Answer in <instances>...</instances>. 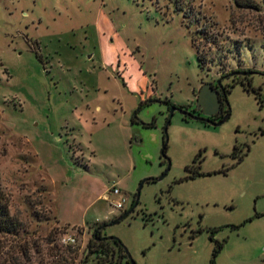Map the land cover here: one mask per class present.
Returning a JSON list of instances; mask_svg holds the SVG:
<instances>
[{"label": "rangeland", "instance_id": "374dc122", "mask_svg": "<svg viewBox=\"0 0 264 264\" xmlns=\"http://www.w3.org/2000/svg\"><path fill=\"white\" fill-rule=\"evenodd\" d=\"M237 70L264 73V0H0V180L22 227L0 263L81 264L151 179L102 233L135 264H212L215 241L214 264H264V104L237 84L221 126L166 127Z\"/></svg>", "mask_w": 264, "mask_h": 264}, {"label": "trees", "instance_id": "16d2710c", "mask_svg": "<svg viewBox=\"0 0 264 264\" xmlns=\"http://www.w3.org/2000/svg\"><path fill=\"white\" fill-rule=\"evenodd\" d=\"M243 87L246 91L253 92L254 94L257 95L256 98L259 104L261 105L264 104L259 100V95L255 88H253L251 85H247ZM236 153H238V150H236ZM243 156L244 155H240L239 161L243 159ZM193 168H195L197 171L193 175L189 176L188 179L196 178L203 175V173L199 171L200 166L197 167L191 166L187 168V171H190ZM133 203H134V199L132 201L131 207ZM114 219L110 220L109 222H112ZM108 223L98 224L96 229L99 230V228H102V230H104L103 226ZM21 229L22 227L20 223L10 214L8 197L1 186V180H0V235L5 237H17ZM214 231L215 230H212V233ZM102 233L103 231L102 232L97 231L96 235L95 236L93 235L92 239L90 240L91 250L87 252L85 257H83L84 259L81 262V264H119L123 258H127L125 255V248L123 247L122 243L118 239L114 241H106L103 239ZM210 238H211L210 240L212 241V236ZM48 244L49 245L53 244V240H49ZM222 246H223L222 243L215 241V248L212 253V264H214V259L221 250ZM52 247L55 248V246ZM69 247H74V246H69ZM29 252L30 249L28 247L20 246V249L18 251L19 256H16L14 260L12 257H9L7 260H5L0 264H21L20 258L28 260L30 256ZM71 252L73 253V251L71 250L69 254H71ZM54 253H55L54 255H56L61 261L65 260L63 256V252H60L57 249L55 250Z\"/></svg>", "mask_w": 264, "mask_h": 264}, {"label": "flooded vegetation", "instance_id": "af4514ba", "mask_svg": "<svg viewBox=\"0 0 264 264\" xmlns=\"http://www.w3.org/2000/svg\"><path fill=\"white\" fill-rule=\"evenodd\" d=\"M241 72H252L254 74H251L249 76L236 75L237 73H241ZM232 74H235V75L232 76ZM255 76H258L259 78H263V80H264V73L263 72L250 71V70H237V71H232V72L228 73L225 76H220L219 77L220 79H219L217 85L210 84V88L209 89L210 90L212 89V91L217 92L219 105L216 108H212L211 107V108H206L205 109L206 112L210 113L209 116H205L203 114L204 110L202 108L198 109V107L196 106L197 105L196 103H197V100H198V94H199L201 89L195 95L194 103H193L194 105H192L191 107H187V108H184V107H180V108L182 110L190 113L192 116H194L196 118H203L202 121H198V122H201L206 127L217 128L219 126H212L210 123L217 124V123L221 122L225 118V116H227L229 114L228 105L226 103V94L228 92H230V90L237 84H241V86H247V85H251L252 86L251 82H253L252 80H253V78ZM225 81H227V83H224ZM254 88L257 90V93L259 95V100L262 103H264V85L257 84ZM171 107H173V105L169 106V110L171 109ZM189 119L192 120L191 118H189L187 116H183V120L187 121ZM206 120L210 121V122H207ZM193 121H195V120H193ZM194 167H197V166H194ZM191 171L193 173H195L196 169L193 168L189 172H191ZM97 231L102 232L103 230L95 229L93 231V235L94 236L96 235ZM93 235H92V237H93ZM90 244L91 243H89L88 247L86 248V249H88V252L91 250ZM126 261H127V264H128V260L127 259H126Z\"/></svg>", "mask_w": 264, "mask_h": 264}, {"label": "water", "instance_id": "95a60500", "mask_svg": "<svg viewBox=\"0 0 264 264\" xmlns=\"http://www.w3.org/2000/svg\"><path fill=\"white\" fill-rule=\"evenodd\" d=\"M251 74H254V73H252V72H241V73H237L236 75L249 76V75H251ZM258 74H259V73H258ZM233 75H235V74H232V76H233ZM209 88H210V84H205V85L201 88V90H200V92H199V94H198V100H197V103H196V104H197L196 106L198 107V109L202 108V109L204 110V111H203V114H204L205 116H209V115H210V113H208V112L205 111L206 108H211V107H212V108H216V107H218V105H219L217 92H214V91H212V89L210 90ZM226 103H227V101H226ZM227 105H228V103H227ZM176 110H180L181 113H182L184 116H187V117L191 118L192 120H195V121H202V120H203V118H196V117L192 116L190 113H188V112H186V111H184V110H182V109L172 108V109L170 110V112H169V118H168V122H167V124H166V127L170 124V120H169V119L172 117L174 111H176ZM229 116H230V112H229V114H228L227 116H225V118H224L221 122H219V123H217V124H213V123H210V124H211L212 126H220V125H222V124H223V123L229 118ZM206 121H207V120H206ZM207 122H210V121H207ZM166 127H165V130H164V131H165V134H166V130H167ZM166 139H167V138H166ZM163 151H164V148H163ZM163 151H162V157L167 161V167H166L165 172H164V174H165V173H167V172L169 171V168H170V162H169L168 159H166V157H165ZM164 174H163V175H164ZM163 175H162V176H163ZM162 176H161L159 179H161ZM149 181H152V180H151V179H145V180H143V181L141 182V184L139 185V189L137 190V192H136V194H135V197H134V203H133L132 207H131L129 210H127L126 212L122 213L119 217H117L116 219H114L112 222H110V223L104 225V226H103L104 229L107 228V227L114 226V225L120 223L121 221H123L124 219H126V218H127V217H128L133 211H134V209L136 208V206H137V204H138L139 195H140V190H141V188L143 187V185H144L145 183L149 182ZM99 230H102V228H99ZM103 239L106 240V241H114V240H116V238H114V237H106V238H103ZM87 252H88V249L86 250V252H85V254H84V257L86 256ZM125 255H126V257H127L128 264H135V263L131 260L129 254H128V252H127L126 250H125ZM119 264H120V263H119Z\"/></svg>", "mask_w": 264, "mask_h": 264}, {"label": "built area", "instance_id": "2783aa9c", "mask_svg": "<svg viewBox=\"0 0 264 264\" xmlns=\"http://www.w3.org/2000/svg\"><path fill=\"white\" fill-rule=\"evenodd\" d=\"M110 193L114 196H120V198L113 204L117 209L122 210L125 206V203L127 202L126 198L121 196L120 190L117 187H113L110 190ZM61 243L65 246H75L77 241L73 236L66 235L62 238Z\"/></svg>", "mask_w": 264, "mask_h": 264}, {"label": "crops", "instance_id": "0c3cea01", "mask_svg": "<svg viewBox=\"0 0 264 264\" xmlns=\"http://www.w3.org/2000/svg\"><path fill=\"white\" fill-rule=\"evenodd\" d=\"M100 198L103 199V200H104V199H105V200L108 199L107 197H105V195H104L103 197H102V195H100V196L97 197V199H100ZM114 218H116V217H113V218H111V219H109V220H112V219H114Z\"/></svg>", "mask_w": 264, "mask_h": 264}]
</instances>
